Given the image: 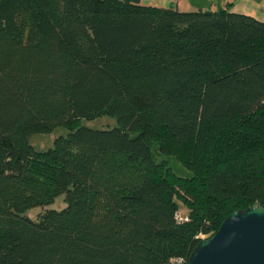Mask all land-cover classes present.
I'll return each mask as SVG.
<instances>
[{
    "label": "trees",
    "instance_id": "16d2710c",
    "mask_svg": "<svg viewBox=\"0 0 264 264\" xmlns=\"http://www.w3.org/2000/svg\"><path fill=\"white\" fill-rule=\"evenodd\" d=\"M229 5L0 0V264H187L264 208V20Z\"/></svg>",
    "mask_w": 264,
    "mask_h": 264
},
{
    "label": "water",
    "instance_id": "95a60500",
    "mask_svg": "<svg viewBox=\"0 0 264 264\" xmlns=\"http://www.w3.org/2000/svg\"><path fill=\"white\" fill-rule=\"evenodd\" d=\"M187 264H264V208L235 209L202 237Z\"/></svg>",
    "mask_w": 264,
    "mask_h": 264
},
{
    "label": "rangeland",
    "instance_id": "374dc122",
    "mask_svg": "<svg viewBox=\"0 0 264 264\" xmlns=\"http://www.w3.org/2000/svg\"><path fill=\"white\" fill-rule=\"evenodd\" d=\"M146 1V0H145ZM155 4L159 5H167L166 2L163 3V0H158L155 1ZM157 2V3H156ZM146 4V3H145ZM82 124L91 126V127H110L113 126L117 123L116 118L112 115H100L95 118H82L81 120ZM67 132V128L62 126V125H57L55 126L52 130L47 131V132H36L30 135L29 140L30 142L34 145L35 148L37 149H45L53 144L54 138L58 136L59 134H65ZM153 152L155 157L162 158L166 157L169 160V163L173 166L176 167L175 171L180 173V174H189V172L183 168L176 159H174L172 156H167L166 154L160 153L156 147H153ZM63 205H65L64 201V194H61L55 198L53 202L48 204V207H54V208H60ZM46 206V207H47ZM46 207H41V206H35L30 208L27 211V214L30 217L33 218H38V215L44 211Z\"/></svg>",
    "mask_w": 264,
    "mask_h": 264
},
{
    "label": "crops",
    "instance_id": "0c3cea01",
    "mask_svg": "<svg viewBox=\"0 0 264 264\" xmlns=\"http://www.w3.org/2000/svg\"><path fill=\"white\" fill-rule=\"evenodd\" d=\"M158 1V0H155ZM171 0H163V3H170ZM142 3L157 5L153 0H140ZM157 3V2H156ZM229 3L231 10L251 14L264 20V0H175L176 6L181 10L191 9H219Z\"/></svg>",
    "mask_w": 264,
    "mask_h": 264
},
{
    "label": "built area",
    "instance_id": "2783aa9c",
    "mask_svg": "<svg viewBox=\"0 0 264 264\" xmlns=\"http://www.w3.org/2000/svg\"><path fill=\"white\" fill-rule=\"evenodd\" d=\"M175 218H176L177 221H180V222L188 220L187 214H185L183 212V210H181V209H179L178 211H176Z\"/></svg>",
    "mask_w": 264,
    "mask_h": 264
}]
</instances>
